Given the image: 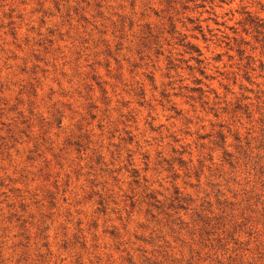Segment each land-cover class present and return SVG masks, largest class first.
<instances>
[{
  "label": "rangeland",
  "instance_id": "rangeland-1",
  "mask_svg": "<svg viewBox=\"0 0 264 264\" xmlns=\"http://www.w3.org/2000/svg\"><path fill=\"white\" fill-rule=\"evenodd\" d=\"M0 264H264V0H0Z\"/></svg>",
  "mask_w": 264,
  "mask_h": 264
}]
</instances>
